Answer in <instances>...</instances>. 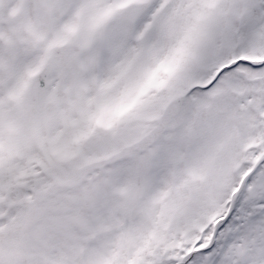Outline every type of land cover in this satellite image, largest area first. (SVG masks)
<instances>
[{"label": "snow or ice", "instance_id": "snow-or-ice-1", "mask_svg": "<svg viewBox=\"0 0 264 264\" xmlns=\"http://www.w3.org/2000/svg\"><path fill=\"white\" fill-rule=\"evenodd\" d=\"M0 264H264V0H0Z\"/></svg>", "mask_w": 264, "mask_h": 264}]
</instances>
